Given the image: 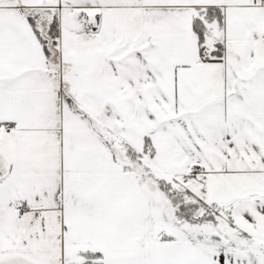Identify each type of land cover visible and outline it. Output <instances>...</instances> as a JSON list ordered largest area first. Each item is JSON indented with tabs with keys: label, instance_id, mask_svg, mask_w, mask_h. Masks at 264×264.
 <instances>
[{
	"label": "snow or ice",
	"instance_id": "6c2138e0",
	"mask_svg": "<svg viewBox=\"0 0 264 264\" xmlns=\"http://www.w3.org/2000/svg\"><path fill=\"white\" fill-rule=\"evenodd\" d=\"M0 264H264V0H0Z\"/></svg>",
	"mask_w": 264,
	"mask_h": 264
}]
</instances>
